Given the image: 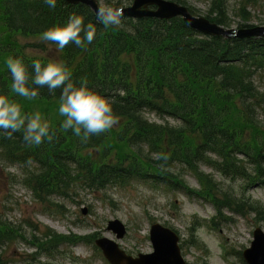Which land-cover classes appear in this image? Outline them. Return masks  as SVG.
Segmentation results:
<instances>
[{
    "label": "trees",
    "instance_id": "1",
    "mask_svg": "<svg viewBox=\"0 0 264 264\" xmlns=\"http://www.w3.org/2000/svg\"><path fill=\"white\" fill-rule=\"evenodd\" d=\"M258 1L239 0L236 14L242 20L240 28L253 26L249 24L253 18L249 9ZM124 2L106 4L114 7ZM175 2L199 15L185 1ZM208 2L205 17L231 28L228 0ZM73 14L97 27L92 44L84 49L69 44L59 50L56 44L41 39L45 30L65 24ZM20 38L40 42L27 46L19 43ZM46 45L60 52V62L71 71L76 86L83 80L110 101L119 123L108 133L82 143L71 131H63L62 120L51 118L59 90L53 96L46 87L39 88V95L32 100L11 93L6 59L22 60L31 86L33 62L46 65L50 60L28 55L26 48L39 46L44 50ZM261 82L264 38L207 37L181 18L123 17L120 26L105 28L82 4L56 0L51 8L45 0H0V95L15 99L22 114H34L39 106L56 134L51 143L29 146L22 131L7 138L0 130V163L19 167L22 184L45 202L68 197L78 188L103 191L143 181L210 202L217 217L227 209L243 217L254 214L257 222L264 220V206L237 198L234 195L238 194L224 188L214 174L203 171L208 168L222 179L240 184V195L256 186L264 189ZM150 114L165 123L150 120ZM185 172L198 181L199 189L188 186L182 176ZM17 238L25 241L18 229L0 218V250ZM33 238V246L46 255L66 244L96 241V236H66L50 230ZM190 244L199 247L195 240Z\"/></svg>",
    "mask_w": 264,
    "mask_h": 264
},
{
    "label": "rangeland",
    "instance_id": "2",
    "mask_svg": "<svg viewBox=\"0 0 264 264\" xmlns=\"http://www.w3.org/2000/svg\"><path fill=\"white\" fill-rule=\"evenodd\" d=\"M99 1L105 4L117 0ZM124 1L125 5L132 2ZM183 1L197 9L203 17L210 8L208 0ZM238 3L239 0H228L229 18L233 24L231 28H240L239 23H242L236 14ZM249 10L253 17L249 24L264 26V0L258 1ZM18 41L29 46L39 43L40 39L20 38ZM26 52L51 62H60V52L49 45L44 50L39 46L27 47ZM260 86L264 91V82ZM58 104L59 101L51 114L53 121L64 119L58 113ZM35 112L41 114V108L36 106ZM147 117L165 123L154 115ZM168 122L177 124L170 119ZM205 172L213 173L224 188L234 190L238 194L234 195L237 198L251 199L264 206V189L260 186L251 188L246 195H240V184L226 181L207 168ZM182 176L188 186L199 188L198 181L192 175L185 172ZM22 177L19 167H6L0 163V218L18 229L25 238V241L17 238L0 250L3 264H110L96 245L98 251L94 248L93 243H80L75 247L65 245L53 256L41 254L35 257L37 247L31 241L34 236L41 237L46 230L68 236H96L98 240L106 238L116 243L127 255L136 258L139 254L153 252L149 232L156 223L178 233L181 253L188 264H246L243 252L251 246L255 228L260 226L264 230V221L257 223L254 214L243 217L229 210L222 212L214 227L212 220L216 209L211 203L197 197H188L180 190H171L163 185L134 181L125 188L112 187L103 191L78 188L66 198H52V202H45L22 184ZM52 203H59L60 207ZM112 220H119L126 226L127 234L124 238L118 239L107 230L108 222ZM192 233L200 242L199 247L189 245Z\"/></svg>",
    "mask_w": 264,
    "mask_h": 264
},
{
    "label": "clouds",
    "instance_id": "3",
    "mask_svg": "<svg viewBox=\"0 0 264 264\" xmlns=\"http://www.w3.org/2000/svg\"><path fill=\"white\" fill-rule=\"evenodd\" d=\"M45 3L51 8L56 6V0H45ZM123 15V8L100 4L98 0L96 18L105 28L120 26ZM96 34L97 27L93 23L85 24L81 16L73 14L65 24L45 30L41 39L56 44L59 50L69 44L84 49L94 42ZM5 64L11 75L10 91L18 97L35 99L39 95V88L46 87L53 96L59 90L58 113L64 118L60 128L80 137L82 143H87L92 136L108 133L119 123V117L113 112L110 101L91 90L83 80L76 86L71 71L63 62L50 61L42 65L39 60L34 61L31 86L29 74L21 59L9 57ZM0 130L7 138L22 131L23 140L29 146H39L45 141L51 143L56 135L39 112L22 114L21 105L6 95H0Z\"/></svg>",
    "mask_w": 264,
    "mask_h": 264
},
{
    "label": "water",
    "instance_id": "4",
    "mask_svg": "<svg viewBox=\"0 0 264 264\" xmlns=\"http://www.w3.org/2000/svg\"><path fill=\"white\" fill-rule=\"evenodd\" d=\"M70 5L83 4L88 6L95 14L98 0H64ZM123 8V17L141 19L157 18L170 20L180 17L191 29L210 37H223L226 39H250L264 37V26L248 28H225L209 19L193 15L188 7L175 2L165 0H133L129 6H116ZM108 230L114 232L118 239L126 234V227L119 221H110ZM150 240L154 252L140 254L138 258H132L123 253L118 245L108 239H100L96 244L102 249L104 256L111 264H187L180 251L179 237L169 228L160 224H154L150 230ZM248 264H264V233L261 229L254 232V241L251 248L243 253Z\"/></svg>",
    "mask_w": 264,
    "mask_h": 264
}]
</instances>
